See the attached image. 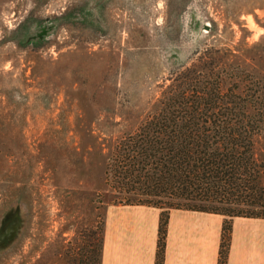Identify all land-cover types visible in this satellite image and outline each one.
Segmentation results:
<instances>
[{"label":"rangeland","instance_id":"obj_1","mask_svg":"<svg viewBox=\"0 0 264 264\" xmlns=\"http://www.w3.org/2000/svg\"><path fill=\"white\" fill-rule=\"evenodd\" d=\"M237 43L264 57V0H0V264H98L106 116L132 125L196 49Z\"/></svg>","mask_w":264,"mask_h":264},{"label":"trees","instance_id":"obj_2","mask_svg":"<svg viewBox=\"0 0 264 264\" xmlns=\"http://www.w3.org/2000/svg\"><path fill=\"white\" fill-rule=\"evenodd\" d=\"M240 43L196 49L140 119L129 125L106 116L108 127L122 130L114 137L102 132L89 147L101 159L105 206L160 209L155 264L161 263L170 209L223 215L219 264L231 218H264V103L247 78V71L257 73L249 60L264 57Z\"/></svg>","mask_w":264,"mask_h":264},{"label":"crops","instance_id":"obj_3","mask_svg":"<svg viewBox=\"0 0 264 264\" xmlns=\"http://www.w3.org/2000/svg\"><path fill=\"white\" fill-rule=\"evenodd\" d=\"M159 212L142 204L106 205L99 264H155ZM223 218L170 209L160 264H219ZM224 264H264V218H231Z\"/></svg>","mask_w":264,"mask_h":264}]
</instances>
